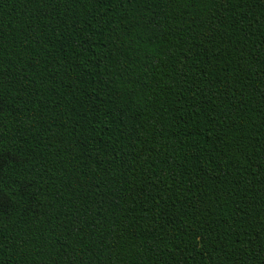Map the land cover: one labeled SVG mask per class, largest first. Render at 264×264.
<instances>
[{
	"label": "trees",
	"instance_id": "1",
	"mask_svg": "<svg viewBox=\"0 0 264 264\" xmlns=\"http://www.w3.org/2000/svg\"><path fill=\"white\" fill-rule=\"evenodd\" d=\"M0 264H264V0H0Z\"/></svg>",
	"mask_w": 264,
	"mask_h": 264
}]
</instances>
